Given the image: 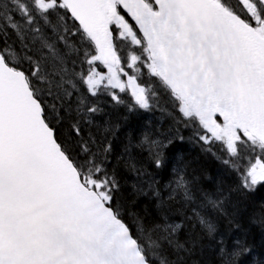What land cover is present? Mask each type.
Wrapping results in <instances>:
<instances>
[{
  "label": "snow or ice",
  "instance_id": "6c2138e0",
  "mask_svg": "<svg viewBox=\"0 0 264 264\" xmlns=\"http://www.w3.org/2000/svg\"><path fill=\"white\" fill-rule=\"evenodd\" d=\"M0 264H264V0H0Z\"/></svg>",
  "mask_w": 264,
  "mask_h": 264
},
{
  "label": "trees",
  "instance_id": "16d2710c",
  "mask_svg": "<svg viewBox=\"0 0 264 264\" xmlns=\"http://www.w3.org/2000/svg\"><path fill=\"white\" fill-rule=\"evenodd\" d=\"M157 116H159V112L156 113ZM127 127L135 129L137 131V135L139 134V124L136 120V118H131ZM168 127L167 124L164 125V129L166 130ZM182 134L185 136V140L183 142L177 140L174 142L173 145H171L168 149L169 154H183L185 159L190 161L192 164V167L196 168L197 170L204 169L207 171L209 175H217L221 171V164L219 161H217L215 158L208 156L205 157L201 152L200 149L188 141V131L182 129ZM121 140L124 139L123 135L121 134ZM119 150V148H118ZM132 180H128L129 186L131 185ZM258 207L256 209H248V216H252L255 214V212H258ZM250 228L253 232V236L257 243H259L260 239V229L257 225L252 224L250 225Z\"/></svg>",
  "mask_w": 264,
  "mask_h": 264
}]
</instances>
